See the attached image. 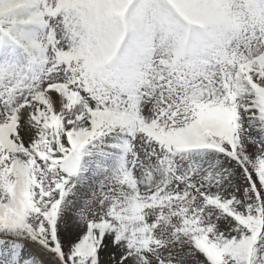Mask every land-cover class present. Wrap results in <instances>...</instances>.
Instances as JSON below:
<instances>
[{
  "label": "snow or ice",
  "instance_id": "1",
  "mask_svg": "<svg viewBox=\"0 0 264 264\" xmlns=\"http://www.w3.org/2000/svg\"><path fill=\"white\" fill-rule=\"evenodd\" d=\"M0 264H264V0H0Z\"/></svg>",
  "mask_w": 264,
  "mask_h": 264
}]
</instances>
